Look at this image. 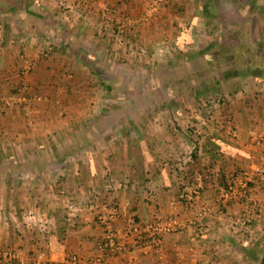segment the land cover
<instances>
[{
	"label": "crops",
	"instance_id": "crops-1",
	"mask_svg": "<svg viewBox=\"0 0 264 264\" xmlns=\"http://www.w3.org/2000/svg\"><path fill=\"white\" fill-rule=\"evenodd\" d=\"M245 1L252 6L259 1L258 10L264 9L263 0ZM138 3L141 0H0V93H8L23 64L34 61L41 32L50 35L53 56L66 50L84 56L90 52L79 44L83 30L92 27L98 35L109 26L131 38V15L147 4ZM204 3L190 4L200 12L192 17L195 25L205 20ZM160 16L152 26L168 25L177 15ZM186 19L183 22L190 17ZM23 57L26 60H20ZM238 73L245 72H225L224 78H242ZM258 73L254 84L223 89L222 99L208 106L216 108L213 116L193 117L194 131L150 128L143 131L140 148L137 140L131 141V116L90 115L92 109L85 104L87 109L76 116L80 106L64 104L68 114H75L69 119L82 128L72 131L51 103L34 100L16 110L0 105V253L15 252L22 264H38L39 252L45 253L43 264H65L74 254L93 264H251L249 255L258 258L264 251V78ZM231 74L235 76L228 78ZM226 117L235 137L222 125ZM108 119L116 124L109 129ZM179 119L186 120L177 116L174 121ZM121 123L125 130H120ZM237 170L255 175L253 204L223 196V184ZM10 187H15L14 195ZM112 206L118 209L117 231L131 218L151 222L177 217L188 226L164 239L158 252L140 248L101 263L95 243L104 230L95 225V213ZM202 210L208 211L203 219ZM200 219L204 235L196 241L190 224ZM40 220L46 223V234L39 231Z\"/></svg>",
	"mask_w": 264,
	"mask_h": 264
},
{
	"label": "rangeland",
	"instance_id": "rangeland-1",
	"mask_svg": "<svg viewBox=\"0 0 264 264\" xmlns=\"http://www.w3.org/2000/svg\"><path fill=\"white\" fill-rule=\"evenodd\" d=\"M61 2L64 3V0ZM191 2L141 0L137 7L141 4L143 10L135 16L131 15L134 20L131 23V38L124 37L121 29L117 33L118 30L114 31L109 26L98 35L91 27V33L86 30L91 36L84 30L80 33L78 28H74L75 32L81 34L79 44L86 46L90 52L84 56V53L74 56L69 50L53 56L50 35L41 32L36 43L38 53L34 61L24 63L32 66L31 72L24 78L28 89L27 98L37 101V104L51 103L57 117L66 119L67 130L72 131L82 128L75 127L76 120L69 119L70 115L79 116V112L85 111L89 105L92 110L87 112L90 115L101 114L122 119L131 116V139L134 138L131 141L137 140L138 148L145 143L143 131L148 132L150 128L163 133L194 131L196 127L192 124V121L195 122L193 117L202 116L206 120V117L213 116L216 108L208 106L222 99L220 92L223 89L235 84L247 86L256 82L254 76L232 77L226 81L225 72L250 70L259 72V76L264 78V9L258 10L262 6L259 1L252 6L245 0H213L214 15L201 20L198 26L193 23L192 17L199 9L195 12L190 6ZM150 9L152 11L149 13ZM160 9H163V13ZM171 14L177 15V18L171 19ZM159 15L161 20L164 16L171 19L168 25L161 26L158 21L153 25L155 27L152 26ZM180 16L185 17V20L189 16L190 20L183 22ZM210 44L223 46L227 51L221 55L214 49L195 56ZM20 60L26 59L23 57ZM21 79L23 77L19 71L18 80L10 87V91L0 93L2 107L16 110L32 104L29 102L20 106L5 102L6 98L14 95V89ZM70 86L74 87V92L70 88L68 90ZM64 104H69V108L71 105L80 107L75 114H68ZM177 116L188 122L180 119L174 121ZM168 119L170 123L166 122ZM112 125L116 124L111 119L105 123L107 128ZM120 126V130H125L123 123ZM225 126L232 131L231 121ZM110 131L113 132L112 129ZM10 189L14 195L15 187Z\"/></svg>",
	"mask_w": 264,
	"mask_h": 264
},
{
	"label": "built area",
	"instance_id": "built-area-1",
	"mask_svg": "<svg viewBox=\"0 0 264 264\" xmlns=\"http://www.w3.org/2000/svg\"><path fill=\"white\" fill-rule=\"evenodd\" d=\"M151 11V9L148 10L149 13ZM31 70L32 66L29 63L22 66L20 75L23 79H21L18 85H16L14 95L6 98V104L21 106L30 102V99L27 98L28 89L24 78L31 72ZM227 131H229V135L235 137L230 129ZM254 179L255 175L253 172L246 170L242 171L239 177L235 178L232 183H228V188L223 191V196L228 200L236 199L247 204H253L251 201V185L254 183ZM118 187L121 188L122 185L118 183ZM185 200L187 201L189 198H186ZM207 214V210H202L200 218L203 219V217ZM118 218V209L115 206L109 208L105 213L101 212L99 209H97V212L95 213V221L97 225L104 230V237L101 239L102 242L99 245V249L101 252L105 251V253H109L112 258L129 255V251L127 249L128 243H126L127 239H130L133 244H136V241H139L140 243L138 244H140V246L142 245L147 248H152L158 252L161 248V242L154 238L155 235L161 236L162 234L182 232L188 226L177 217H159L153 219L151 222L145 223L144 225L135 224L131 221V219H129L127 221V228L117 231L114 228V223ZM201 219L190 224L192 225L193 239L196 241H199L204 235V228L200 222ZM248 221L249 220L243 222V225H247ZM30 225H32V222H30ZM38 228L40 232L44 233L46 231V223L42 220L38 221ZM137 246L140 248L139 245ZM102 254L103 253L99 254V259L103 257ZM2 257H4L6 262L13 261L15 262L14 264H22L15 252L11 251L0 253V259H2ZM45 258V253L39 252L36 256V261L38 264H43L45 262ZM78 262H80L78 258L71 256L67 259L65 264H78Z\"/></svg>",
	"mask_w": 264,
	"mask_h": 264
},
{
	"label": "trees",
	"instance_id": "trees-1",
	"mask_svg": "<svg viewBox=\"0 0 264 264\" xmlns=\"http://www.w3.org/2000/svg\"><path fill=\"white\" fill-rule=\"evenodd\" d=\"M234 1H236V0H234ZM240 1H242V0H240ZM213 7H214L213 0H205L204 7L202 8V13H203V16L205 18H210L212 15H214V13H213L214 11L213 10L215 8H213ZM214 49H216L221 55H224L223 52L224 51H227V49L225 47H223V46H220L218 44H210L204 50H201V51L197 52L195 56L203 55V54L209 52L210 50L212 51ZM236 75H239L240 77H244L245 78L246 76L247 77L248 76H256V72H250V70H247V72H245V73H238ZM231 76H235V74L227 75L228 78L231 77ZM226 121H227V123H226ZM226 121H225V123L223 125L228 124L230 122V118L229 117H226ZM242 171H239V170L235 171L233 173V175H232V178L228 179V183L229 182L232 183V181L235 178H237V177H239L241 175ZM223 178H225V176H224V173L221 172L220 179L224 180ZM228 183L227 184H223V186H222L223 187V190H225V189L228 188ZM251 187H252V185H251ZM131 221L133 223H135V224H141V225H144L145 223H148L147 221L146 222L139 221L136 218H131ZM95 223H96V221H95ZM95 225H97V223ZM120 228H122V229L127 228V224L125 226H123V227H120ZM173 234H176V233L162 234L161 236L155 235L154 238L157 239V240H159L161 242V246H163V243L165 241L164 239L167 240ZM101 242L102 241L100 240V241H97L95 243V249L98 251L99 254L100 253H103L102 254L103 257L100 258V259H102L100 261L102 263V262H107L108 260L112 259V256L109 253H105V251L101 252V250L99 249V245L101 244ZM138 243H140V242L139 241H136V244H133L132 242L128 244L127 249L129 251V254L135 252L136 250H138L140 248L141 249L142 248H146V247H144L142 245L140 246V244H138ZM141 244H142V242H141ZM137 245H139L140 248ZM257 253H259V252H257ZM73 256H75L76 258H78V260L80 261V262H78V264H93L90 261H87V262L85 261V263H83V259L84 258L81 257V256H78L77 254H74ZM97 258L99 259L98 256H97ZM248 258H249V262H251V264H264V251L262 252L261 256L258 257V258L256 256H254V255L253 256H250L249 255ZM14 263L15 262H13V261L12 262H6L5 263V261H3L2 259H0V264H14Z\"/></svg>",
	"mask_w": 264,
	"mask_h": 264
}]
</instances>
